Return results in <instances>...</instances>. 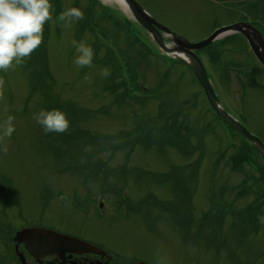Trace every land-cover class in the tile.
<instances>
[{"label":"rangeland","instance_id":"1","mask_svg":"<svg viewBox=\"0 0 264 264\" xmlns=\"http://www.w3.org/2000/svg\"><path fill=\"white\" fill-rule=\"evenodd\" d=\"M94 1L131 26L120 24L124 30L118 32L98 21L101 8L88 0H50L39 46L44 43L54 79V103H44L31 92L33 72L23 61L0 71V264L19 263L8 241L25 227L52 230L148 264H264L263 213L251 209L262 219L252 232L236 227L231 214L251 208L254 197L250 193L239 198L237 191L242 180L255 174L248 167L235 172L227 165L244 140L214 120L191 74L162 58L129 13L113 3ZM134 1L190 42L237 22L264 27V0ZM70 8L82 16L60 19ZM92 30L130 65L139 87L131 96L147 98L154 90L152 98L116 105L109 85L118 71L105 66L106 51L99 42L94 44L101 48L92 44ZM229 43L224 61L234 67L225 76L207 53L200 58L222 107L264 144V69L247 79L242 72L256 66L252 54L244 43ZM77 45H93L89 64L75 63ZM127 73L121 75L128 83ZM186 100L187 105L182 103ZM67 103L89 116L74 122L68 116V127L59 134L71 137L59 141L52 135L57 132L45 133L34 117L57 105L64 109ZM164 106L167 113L179 109L172 115L184 135L177 142L180 151L171 142L180 138L173 135L175 130L157 125L161 131L152 127L148 136L133 132ZM222 197L229 208L218 205ZM24 260L31 264L29 256Z\"/></svg>","mask_w":264,"mask_h":264},{"label":"water","instance_id":"2","mask_svg":"<svg viewBox=\"0 0 264 264\" xmlns=\"http://www.w3.org/2000/svg\"><path fill=\"white\" fill-rule=\"evenodd\" d=\"M120 1L126 6L133 21L150 36L163 55L183 63L191 70L211 110L229 128L249 142L264 162V145L220 105L208 78L206 69L196 54V52L204 50L221 37L239 34L246 40L257 62L264 67V39L261 33L249 23L238 22L216 29L204 40L189 42L154 20V18L134 0ZM13 241L15 242V251H17L19 245H22L24 251L36 261L50 256L63 259L66 254H102L100 250L83 241L41 228L22 229L15 233ZM19 259L21 263L24 264L22 255H19Z\"/></svg>","mask_w":264,"mask_h":264},{"label":"trees","instance_id":"3","mask_svg":"<svg viewBox=\"0 0 264 264\" xmlns=\"http://www.w3.org/2000/svg\"><path fill=\"white\" fill-rule=\"evenodd\" d=\"M93 4L95 7L96 5H98L101 8V16H99L98 21L103 20L105 22H108L109 24H111L113 26V28H116V30L118 32H121L124 30L123 25H127L131 26L130 23L122 18V20L120 21V23L111 15V13H113L112 11L110 12L108 9L100 6L99 4H95V3H91ZM259 14V11L257 12V15ZM260 15V14H259ZM122 22V23H121ZM261 31L263 33L264 36V27H261ZM124 34H126L125 32H123ZM96 42V40L92 43L93 45H95V47L101 48L99 45L94 44ZM98 42V41H97ZM96 42V43H97ZM233 43V44H241L244 43V46H247L244 39L240 36V35H232V36H228L225 39L216 42L214 44H212L211 46L207 47L201 54L207 53L210 59V62L213 64H219V66L221 67V74L223 76H225V71L227 69L232 70L234 66H231V68L229 67L230 65L233 64H228L225 63L224 61V52H225V44L226 43ZM229 43V44H230ZM93 45H92V49L91 52L93 53ZM44 43L41 46H38L35 51L36 53H34V56L31 57V54L28 57L23 58V65L28 67V69H30L33 72V77L32 80L30 82L31 84V92H37L38 95L45 101L44 103H54L53 102V98L51 92L52 90V84H53V77L51 76V73L48 71V65H47V59H46V55H45V50H44ZM106 56L103 57L104 60V64L106 67L112 69L113 71H118L117 75L113 78V81L111 82V84L109 85L110 91L114 92V95H116L115 97H119V95L117 94H121L122 97V102L125 101L126 98H129V93L126 89V82L123 81L122 75L123 74V70L125 72H127V76H128V83H130V81L133 82L134 78L131 75L130 72V65L125 63V60L122 58L123 62L120 63L119 60H117L108 50L105 52ZM165 60L169 61L171 64L176 63L175 61L168 59L166 57H163ZM98 61V60H97ZM101 61V60H100ZM254 66V67H253ZM229 67V68H228ZM244 69H241V71H243ZM259 73V69L257 66L255 65H251V67H245V71H243V75L248 79L251 78L255 73ZM252 79V78H251ZM250 79V80H251ZM123 89L121 92H118L120 89ZM118 101V100H117ZM116 101V102H117ZM118 103L119 105L122 104ZM189 101L184 102V104H187ZM56 103V102H55ZM57 109L60 108L56 107ZM66 116V118L69 116L72 119V122H74L78 116H89L88 111L82 110V109H77L72 103H67L64 106V109H60ZM160 113H161V118L165 117V113H163V109H159ZM81 114V115H80ZM91 115V114H90ZM83 118V117H82ZM134 132V131H133ZM78 135L80 136L82 134V131L77 130ZM53 136H58V140H69L71 135H63L61 137V134H54L52 133ZM84 135V132H83ZM244 142V146L240 147V148H236L234 151V154L231 155V157L228 159L227 165L229 167L230 170L235 171V172H240L242 171V169L244 167H248L249 170H251L255 175H251L246 177L244 180H242L241 186H238L239 189V193L238 196H246L249 195L250 193L254 194V197L252 199V201L250 202V205H252V207H247V209H245V211L243 212H238L239 217H245L248 218L249 223V227L250 230L253 231L254 229L257 228L258 226V222L260 221L259 217L257 218V216L255 215L256 212H252V208H256V211H259V216L261 215L260 213H263L261 215V217L264 215V183H262L261 178L264 180V164L263 162L259 159L258 155L256 154L255 150L246 142ZM259 160L260 165L258 166L257 161ZM251 182V184L249 185V182ZM261 183V184H260ZM240 185V184H239ZM235 213V212H233Z\"/></svg>","mask_w":264,"mask_h":264},{"label":"clouds","instance_id":"4","mask_svg":"<svg viewBox=\"0 0 264 264\" xmlns=\"http://www.w3.org/2000/svg\"><path fill=\"white\" fill-rule=\"evenodd\" d=\"M50 0H0V71L22 63L41 43L44 23L50 18ZM82 13L70 8L60 19L80 18ZM77 66L91 62V49L77 45ZM35 120L45 133L63 132L68 127L65 114L58 109L41 110ZM11 127L8 129L10 134Z\"/></svg>","mask_w":264,"mask_h":264},{"label":"flooded vegetation","instance_id":"5","mask_svg":"<svg viewBox=\"0 0 264 264\" xmlns=\"http://www.w3.org/2000/svg\"><path fill=\"white\" fill-rule=\"evenodd\" d=\"M102 251L105 253L103 257L99 254H82L66 255L63 260H58L55 257L44 258L38 262L34 261L32 258H30V260L31 264H148L137 258H124L120 255L111 254L104 249H102ZM25 256L28 257L27 255Z\"/></svg>","mask_w":264,"mask_h":264},{"label":"bare ground","instance_id":"6","mask_svg":"<svg viewBox=\"0 0 264 264\" xmlns=\"http://www.w3.org/2000/svg\"><path fill=\"white\" fill-rule=\"evenodd\" d=\"M103 3L105 4H115L117 5L125 14H128V11L126 9V6L124 5V3L120 0H102Z\"/></svg>","mask_w":264,"mask_h":264}]
</instances>
